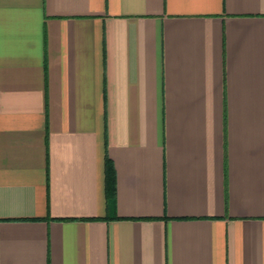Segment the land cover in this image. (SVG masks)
<instances>
[{"label": "crops", "instance_id": "obj_1", "mask_svg": "<svg viewBox=\"0 0 264 264\" xmlns=\"http://www.w3.org/2000/svg\"><path fill=\"white\" fill-rule=\"evenodd\" d=\"M0 264H264V0H0Z\"/></svg>", "mask_w": 264, "mask_h": 264}, {"label": "trees", "instance_id": "obj_2", "mask_svg": "<svg viewBox=\"0 0 264 264\" xmlns=\"http://www.w3.org/2000/svg\"><path fill=\"white\" fill-rule=\"evenodd\" d=\"M109 175H110V173H109ZM112 175V174H111Z\"/></svg>", "mask_w": 264, "mask_h": 264}]
</instances>
